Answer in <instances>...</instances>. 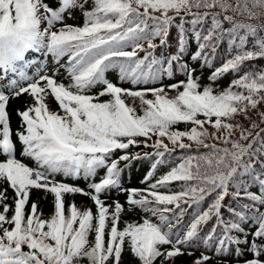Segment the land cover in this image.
I'll return each mask as SVG.
<instances>
[{
  "label": "snow or ice",
  "instance_id": "1",
  "mask_svg": "<svg viewBox=\"0 0 264 264\" xmlns=\"http://www.w3.org/2000/svg\"><path fill=\"white\" fill-rule=\"evenodd\" d=\"M89 2L0 0V80L14 77L0 86V184L7 185L0 189V264H122L126 246L138 264H166L201 246L231 256V264H264V129L253 136L228 122L240 113L249 119L247 111L264 102V68L250 64L264 59V0ZM76 10L82 26L67 23ZM29 52L50 55L69 82L58 81L55 68L29 76L38 63ZM193 65L201 74L211 70L207 84ZM109 70L133 87L107 79ZM229 73L226 88L214 87ZM177 75L184 79L164 84ZM23 94L32 103L17 110L13 132L8 104ZM49 96L60 111L49 108ZM128 97L139 100V112ZM234 128L238 140L231 139ZM209 137L230 147L206 143ZM17 145L34 167L16 157ZM135 161L149 162L144 188L124 186ZM162 167L167 171L157 177ZM57 175L82 179L85 187ZM33 189L53 196L47 218L37 202L28 207ZM113 191L124 204L108 203ZM69 194L88 197L95 212L66 205ZM137 210L141 222L121 228L122 215ZM211 259L203 251L193 264Z\"/></svg>",
  "mask_w": 264,
  "mask_h": 264
},
{
  "label": "trees",
  "instance_id": "2",
  "mask_svg": "<svg viewBox=\"0 0 264 264\" xmlns=\"http://www.w3.org/2000/svg\"><path fill=\"white\" fill-rule=\"evenodd\" d=\"M91 6L92 5H91V0H90L89 4L86 5V7L90 8ZM201 11H203V9H201ZM229 14H231V13H229ZM73 18H75V20ZM73 18L67 20V23L77 25V26H82L83 21H84V17L81 15V12L79 10H76L74 12ZM237 19L243 20L244 18L243 17H237ZM177 22H179V21H177ZM246 22H254V21H246ZM209 23H210V21H209ZM224 26L228 27V25L226 23ZM175 36H176V33H175V30L173 29L172 30V39L170 40V42H174ZM174 47H175V45H174ZM174 47H173V50H174ZM195 47H196L195 44H191L190 52L195 51ZM225 50H226V44L221 46L220 53L223 54ZM48 57H50L53 60V58L50 55ZM66 60H67V57L61 58L59 64H61V65L65 64ZM219 63H220V60L217 59L216 64L218 65ZM250 64H251V66L256 67V68H264V59H260V60L250 62ZM54 67L57 70L56 79L58 81H63L65 84H67L69 81L67 79V74H66L64 68H60L59 65H56V64H54ZM193 67L197 68V75H202V79L200 81L201 84L202 85L207 84L208 83L207 77H208L211 70L208 68H204L203 72L201 74V71H200L198 65H193ZM245 70H248L247 67L245 68ZM45 74L52 75V72L47 71ZM105 75H106L107 79L111 80L113 83H118L122 87H125V88L133 87L129 83L119 81L116 70H109L108 72H106ZM233 78H234L233 74L229 73L226 76H224L222 79H220L217 82V84L214 85V87H217V89L226 88L228 86L229 82ZM180 79H184V77L182 75H177L174 79H172V80L165 79L163 82H164V84L175 83L177 80H180ZM169 95H175V93L170 92ZM148 98L151 99L152 97L149 96ZM107 99H109V97H107V96L101 98V100H107ZM125 99L129 105L134 104V106L137 108V111L139 112V110H140L139 100H136L134 102L130 97L125 98ZM31 103H32V100L28 94H23L17 98L10 99L7 110L11 116V127L13 129V132H15V130L18 128V126L20 124V118L16 114L17 110L22 111ZM47 104L51 110L60 111L58 109L57 103L54 101V99L51 96L47 97ZM261 113H264V102H261L260 104H258L255 109L250 108L247 111L246 115L249 117V119H245V114L240 113V114L235 115L234 118L228 122L233 124V125H235V124L241 125L243 129L251 131L253 136H254L257 132H260L261 129H264V122H262L261 116H260ZM253 122L257 125V127H255V128L251 127ZM208 127H209V125H206V128H207L209 133H212L215 131V129H213V128L210 129ZM177 128H179L180 130H184L185 125L179 124V125H177ZM234 130L236 131V134L234 136L231 135V139L238 140L240 137V134H241L240 128H234L233 131ZM217 135H219V133H217ZM261 135L264 136V133H261ZM13 139H15V136H13ZM153 139H155V137ZM249 139H251V137H249ZM185 143H187V142H185ZM206 143H216L217 146L221 147V148L230 147V144L225 145L221 142L213 140L211 137H209L206 140ZM240 143L246 144L247 141L241 140ZM193 147L195 148V145ZM145 150H148V149L132 148L130 151L131 152H143ZM116 155L118 156V155H120V153L117 152ZM16 157L18 159H22V161L27 165H30L33 167L35 166L34 161H32L30 158H21L20 157L19 145H17ZM3 160H4V157L0 156V162H2ZM121 166L123 167V164H121ZM148 168H149V162L148 161H135L132 164L131 168L127 169L124 173V179H123L124 186L125 187H131V188H144V187H146V185L142 184L141 181L143 180L145 173L148 171ZM165 171H167V168H165V167L160 168L157 171L156 176L158 177L159 175H161ZM102 174H103V171L101 170L99 175H102ZM99 175L97 176V179H99ZM55 179L57 181H63V182L69 183V184H77L82 188L85 187V182L82 179L73 180L71 178H66L62 175H57L55 177ZM6 187H7L6 184H0V189L6 188ZM169 187L173 191L179 190L178 184H172ZM160 191L165 192V191H167V189H160ZM251 191L255 192V191H257V188L252 187ZM13 195L14 194H13L12 189L9 188L8 192H7V196H8L7 203L10 205L13 204V199H12ZM112 199H118L122 204H124L126 197L124 195H120L118 192L113 191L112 197L110 199H108L109 204L112 203ZM230 199H231L230 197L228 199H226L225 203H228V200H230ZM64 200H65L66 205L74 202L80 208H91L93 210V212H95V206H94L93 202L86 196L70 195L69 194V195H65ZM33 201L38 203L39 210L43 213L44 218H47L52 213V210H53V196H52V194L46 193L43 190L33 189L31 192L30 202H29V206H28L29 208H30L31 202H33ZM205 207H206V205H205ZM11 214H12L11 212L8 213L9 217L11 216ZM143 215L144 214L139 210L123 214L121 221H120V227L123 228L125 226V222H141V217ZM5 226H7V225H5ZM245 227H247V225H245ZM167 247L168 246H165V248H167ZM24 250L27 251V248L25 247ZM203 251H207V254L212 257V259L208 262V264H221V262H224V261H226L227 264H231L232 259H233L231 256L216 257L213 254V249H210V248L205 249L203 246H201L199 250H196L194 252L193 256H188L187 254L182 255V256H178V257L174 258V260L167 261L166 264H193V260L195 259V257L199 256L200 253ZM261 258L264 259V257H261ZM83 264H87V262L84 261ZM122 264H138V262L132 257L131 253L127 250V246H126L125 251L123 253ZM157 264H159V260L157 261Z\"/></svg>",
  "mask_w": 264,
  "mask_h": 264
},
{
  "label": "rangeland",
  "instance_id": "3",
  "mask_svg": "<svg viewBox=\"0 0 264 264\" xmlns=\"http://www.w3.org/2000/svg\"><path fill=\"white\" fill-rule=\"evenodd\" d=\"M43 63V65H45V67H51V64L49 63V62H42ZM43 71V70H42ZM40 73L41 71L39 70V67H37V69L35 70V73L34 74H36V73ZM4 80H0V82L2 83ZM6 84V82H3V85H5ZM205 127H206V125H205ZM208 128H210V129H212V127L211 126H209ZM236 134V131L234 130V131H232V136H234ZM165 142H167V141H165ZM185 142H188L187 140H185ZM201 151H206L205 149H202Z\"/></svg>",
  "mask_w": 264,
  "mask_h": 264
}]
</instances>
